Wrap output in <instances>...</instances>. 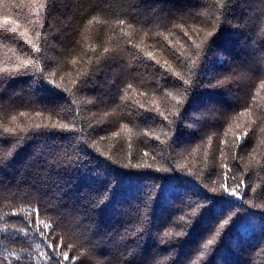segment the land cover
I'll return each instance as SVG.
<instances>
[{
    "label": "trees",
    "instance_id": "1",
    "mask_svg": "<svg viewBox=\"0 0 264 264\" xmlns=\"http://www.w3.org/2000/svg\"><path fill=\"white\" fill-rule=\"evenodd\" d=\"M0 264H264V0H0Z\"/></svg>",
    "mask_w": 264,
    "mask_h": 264
},
{
    "label": "snow or ice",
    "instance_id": "2",
    "mask_svg": "<svg viewBox=\"0 0 264 264\" xmlns=\"http://www.w3.org/2000/svg\"><path fill=\"white\" fill-rule=\"evenodd\" d=\"M210 35H211V34H210ZM238 139H239V137H238ZM45 227H47V226H45ZM209 243H212V241L210 240ZM64 259H65V260L68 259V255H67V254H65Z\"/></svg>",
    "mask_w": 264,
    "mask_h": 264
}]
</instances>
